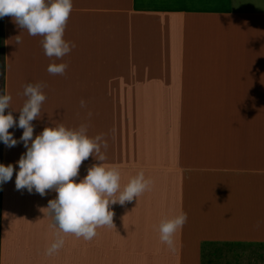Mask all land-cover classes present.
<instances>
[{
    "label": "crops",
    "instance_id": "crops-1",
    "mask_svg": "<svg viewBox=\"0 0 264 264\" xmlns=\"http://www.w3.org/2000/svg\"><path fill=\"white\" fill-rule=\"evenodd\" d=\"M72 4L64 39L75 47L61 59L3 17L1 95L12 96L18 121L24 86L43 84L34 137L86 124L90 137L103 135L101 163L120 170L122 187L141 169L153 184L110 205L114 226L91 240L61 232L50 256L59 229L46 207L57 193L17 190L26 148L2 142L0 164L14 172L0 185V264H230L233 247L263 245L264 0ZM50 63L65 73L50 74ZM9 132L20 141L23 129ZM98 163L90 156L74 179ZM181 210L188 219L172 250L158 226Z\"/></svg>",
    "mask_w": 264,
    "mask_h": 264
},
{
    "label": "clouds",
    "instance_id": "clouds-1",
    "mask_svg": "<svg viewBox=\"0 0 264 264\" xmlns=\"http://www.w3.org/2000/svg\"><path fill=\"white\" fill-rule=\"evenodd\" d=\"M72 8V0H0V18L10 16L30 36L43 37L44 54L49 58L61 59L75 47L64 39ZM21 42L17 36L16 44ZM66 68L65 63H50L47 71L53 75H63ZM43 87L41 83L24 86L23 95L27 99L18 110V121L14 120L10 107L12 96L0 95V141L9 148L23 142L26 148L17 161V190L26 189L31 193L35 189L41 196L51 190L57 193L46 207L59 229L57 238L46 250L47 255L51 256L64 245L61 232L91 240L96 236L98 227L114 226V213L110 205L131 202L150 190L153 181L146 178L141 169L122 187L120 170L101 163L106 158L101 147L107 149L103 135L90 137L86 124L78 128H68L62 124L46 126L34 137L32 121L41 117L42 104L46 99ZM80 103L82 108L86 106L83 100ZM6 109H10L7 114ZM14 127L23 129L20 141L9 132ZM94 155L100 163L90 167L86 176L77 182L74 178L79 175L82 162ZM13 172L12 164H0V185L9 182ZM187 219V213L181 210L178 215L160 222V240L169 249L174 250L175 234L182 230Z\"/></svg>",
    "mask_w": 264,
    "mask_h": 264
},
{
    "label": "rangeland",
    "instance_id": "rangeland-1",
    "mask_svg": "<svg viewBox=\"0 0 264 264\" xmlns=\"http://www.w3.org/2000/svg\"><path fill=\"white\" fill-rule=\"evenodd\" d=\"M232 250L235 255L230 264H264V244L237 246Z\"/></svg>",
    "mask_w": 264,
    "mask_h": 264
},
{
    "label": "trees",
    "instance_id": "trees-1",
    "mask_svg": "<svg viewBox=\"0 0 264 264\" xmlns=\"http://www.w3.org/2000/svg\"><path fill=\"white\" fill-rule=\"evenodd\" d=\"M3 18H0V95H1V74L3 70ZM2 141H0V159H1Z\"/></svg>",
    "mask_w": 264,
    "mask_h": 264
}]
</instances>
